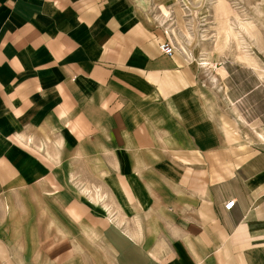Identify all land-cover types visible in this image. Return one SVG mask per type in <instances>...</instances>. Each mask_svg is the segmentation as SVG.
Here are the masks:
<instances>
[{
  "label": "crops",
  "instance_id": "crops-1",
  "mask_svg": "<svg viewBox=\"0 0 264 264\" xmlns=\"http://www.w3.org/2000/svg\"><path fill=\"white\" fill-rule=\"evenodd\" d=\"M149 2L0 0V264H264L262 79Z\"/></svg>",
  "mask_w": 264,
  "mask_h": 264
},
{
  "label": "rangeland",
  "instance_id": "rangeland-1",
  "mask_svg": "<svg viewBox=\"0 0 264 264\" xmlns=\"http://www.w3.org/2000/svg\"><path fill=\"white\" fill-rule=\"evenodd\" d=\"M151 1L149 9L167 28V42L191 59L199 71L228 63L242 66L254 70L264 87V0H225L230 12L226 18L217 13L218 0ZM177 7L182 10L180 26L174 11ZM228 31L232 34L226 39ZM242 131V145L254 143V137H259L248 127Z\"/></svg>",
  "mask_w": 264,
  "mask_h": 264
},
{
  "label": "bare ground",
  "instance_id": "bare-ground-1",
  "mask_svg": "<svg viewBox=\"0 0 264 264\" xmlns=\"http://www.w3.org/2000/svg\"><path fill=\"white\" fill-rule=\"evenodd\" d=\"M172 1H174V0H172ZM229 6H228V4H227V2L225 1V0H218V3H217V13L219 14V15H221L222 17H227V15L230 13L229 12V8H228ZM231 9V8H230ZM174 11H175V17H176V22H177V25H181V19H182V10L179 8V7H177V8H175L174 9ZM166 13H168L167 11H165ZM221 18V17H220ZM216 21V20H215ZM218 22V21H217ZM222 22V21H221ZM220 23V22H219ZM177 28V27H176ZM222 31V30H221ZM220 31V32H221ZM219 34V33H218ZM230 34H232L231 33V31H228V36H226V39H227V37H229L230 36ZM218 37V36H217ZM219 37H220V35H219ZM222 43H225V41L224 42H222ZM219 46V45H218ZM221 47L223 48V46H222V44H221ZM246 62H248V60L247 59H244Z\"/></svg>",
  "mask_w": 264,
  "mask_h": 264
},
{
  "label": "built area",
  "instance_id": "built-area-1",
  "mask_svg": "<svg viewBox=\"0 0 264 264\" xmlns=\"http://www.w3.org/2000/svg\"><path fill=\"white\" fill-rule=\"evenodd\" d=\"M160 49L162 51V53H164L165 55H168L170 57L174 56L176 49L174 47V45H172L171 43L167 42V43H163L160 46ZM234 206V202L229 203L228 205L225 206L226 210H231L232 207Z\"/></svg>",
  "mask_w": 264,
  "mask_h": 264
}]
</instances>
